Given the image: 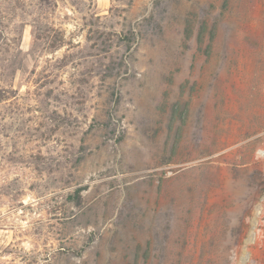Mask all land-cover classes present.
Returning a JSON list of instances; mask_svg holds the SVG:
<instances>
[{
    "label": "rangeland",
    "instance_id": "374dc122",
    "mask_svg": "<svg viewBox=\"0 0 264 264\" xmlns=\"http://www.w3.org/2000/svg\"><path fill=\"white\" fill-rule=\"evenodd\" d=\"M192 1L0 0V264H190L202 201L230 194L246 227L214 264H264V0ZM215 40L249 80L201 96Z\"/></svg>",
    "mask_w": 264,
    "mask_h": 264
},
{
    "label": "bare ground",
    "instance_id": "6f19581e",
    "mask_svg": "<svg viewBox=\"0 0 264 264\" xmlns=\"http://www.w3.org/2000/svg\"><path fill=\"white\" fill-rule=\"evenodd\" d=\"M189 7H190L189 9L191 11V14L194 15V12L196 10L195 0H193L190 3ZM236 21H237V25L245 26L243 17L241 16L240 12L237 13V15H236ZM195 22H196L195 19L192 17L191 24L193 27L195 26ZM190 28H192V27L190 26ZM190 33H191V31H190ZM192 37H193V39L190 42V54L191 55L194 54V49H195V43H194L195 42L194 41L195 40V32L192 33ZM235 39H236V37H235ZM234 43H235L234 52H232V54H231V53H228L227 51H225L224 46H223V40H215L214 52H213V56H212L213 64L208 66V68H209L208 73H210L211 78L209 80L207 79L208 73L202 75L201 81L203 83H205V85L203 86V89L200 92L201 96H203L205 94V89H206L207 85L209 86V90H211V92H212V91L220 90L222 87L220 85L224 82H227L228 86H230V87H232V85H234L236 87V84L242 85L247 80H249L248 79L249 77L247 76L246 69H245L247 61L244 58L243 54L236 53V40H234ZM226 67L228 68V72L223 74ZM196 77H197V72H196L195 67L194 66L190 67L191 86H193L195 84ZM249 86L251 87V84H249ZM193 89H195V88H193ZM192 94H193V102H192L191 116H190V120H189V128H190V131L192 132V134L194 135V137H195L194 141L196 142V136H195L196 135V128H195L196 124L193 123V118H194V111L196 110V102H197L198 97H196L197 93L193 92ZM214 95H215V93H214ZM222 98H223L222 94L217 95L218 103L221 102ZM200 128L201 129L203 128L202 124L200 125ZM192 141L193 140H191V142ZM227 159L228 158H226V160ZM196 186H195V188H196ZM191 191H192V189H191ZM200 191H201V189H200ZM187 193H190V192H187ZM192 193H194V192H192ZM198 194H199V192H197V194H195L196 199H198ZM202 194H203V192H202ZM202 194H201V196H202ZM191 195H193V194H190V196ZM201 196H200V198H201ZM204 197H205V194H204ZM235 199H236V197L234 195L230 194V198L226 201L227 208H224L223 206H221V203L219 201L209 200L207 202L206 198L202 201V203H201L202 207H200L201 212H199L200 215H199L198 220H197V228H198V232H199V234L197 235V242H196V239L194 237V238H192V244L190 243L191 244L190 245L191 251L194 249V246L197 243V246H196V247H198L197 248V254H195L194 251L192 253L186 252L187 254L184 252L186 255H189V256H187L188 257L187 260L190 262V264H214V259L212 257L222 246V241H223V239H225L224 237L225 236L227 237V235L230 233V229H234V228L236 229L237 226H235V225L237 223H241V224L244 223V227H246L245 226V223L247 222L246 218H243L242 220L241 219L238 220V217L236 216V212L234 213L232 211L233 210L232 205L235 202ZM153 207L155 208V210L153 212L154 215L151 214L152 218H153V223H152L151 229L148 228L149 222H147V217L143 215L144 217H143V220L141 222L142 223L141 225H142V236H143V238H146L147 233L149 231L152 235H156L158 233L159 227L161 226V215H164L167 212H169L171 214V210L169 208L168 209L164 208V206L158 207V206H155V204H153ZM193 207H191V209H193ZM176 212L177 211H175V213ZM189 214H191V213H189ZM263 216H264V208L261 209L260 211L256 212L255 216L252 219V225H251V229H250L251 234H252L251 235L252 238H254L258 241H262V242L264 241V223H263V228L260 229L262 235H260V233H258V228H259V224L262 223L260 218H262ZM200 219H202V220H200ZM174 222L172 223V226L174 225ZM241 224H240V227H241ZM176 226H177V224H175V227ZM261 226H262V224H261ZM172 229H173V227H172ZM214 231L218 232L219 241H215L213 245H210V244L206 245L205 240H204V235L206 233H212ZM245 231L246 230H244L243 233ZM173 232L171 233L170 238L173 237V234H174ZM155 247H157V245H156V242L154 241L153 249H155ZM262 253L264 254V247L262 249ZM239 257H240L239 263L240 264H246V259L248 258V250L244 249ZM156 258H157V251H154L152 258L147 261L148 264H156ZM175 264H181V263L176 262ZM187 264H189V263H187Z\"/></svg>",
    "mask_w": 264,
    "mask_h": 264
},
{
    "label": "trees",
    "instance_id": "16d2710c",
    "mask_svg": "<svg viewBox=\"0 0 264 264\" xmlns=\"http://www.w3.org/2000/svg\"><path fill=\"white\" fill-rule=\"evenodd\" d=\"M79 193H80V189L77 191V195L79 196Z\"/></svg>",
    "mask_w": 264,
    "mask_h": 264
}]
</instances>
